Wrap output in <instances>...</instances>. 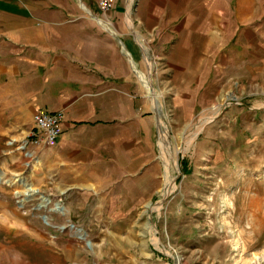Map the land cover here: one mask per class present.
Here are the masks:
<instances>
[{
	"label": "rangeland",
	"instance_id": "obj_1",
	"mask_svg": "<svg viewBox=\"0 0 264 264\" xmlns=\"http://www.w3.org/2000/svg\"><path fill=\"white\" fill-rule=\"evenodd\" d=\"M3 1L0 52L17 47ZM111 1L106 15L95 0H37L34 11L115 44L150 142L121 154L137 168L116 184L40 180L23 148L34 121L7 129L0 105V264H264V0ZM159 123L176 159L168 194Z\"/></svg>",
	"mask_w": 264,
	"mask_h": 264
},
{
	"label": "crops",
	"instance_id": "obj_2",
	"mask_svg": "<svg viewBox=\"0 0 264 264\" xmlns=\"http://www.w3.org/2000/svg\"><path fill=\"white\" fill-rule=\"evenodd\" d=\"M32 1L1 5L9 14L4 39L17 46L0 52V105L9 116L7 129L22 120L31 126L40 108L61 110L65 118L57 143L31 145L35 178L111 185L123 175L131 177L136 162L125 166L119 158L142 141L148 144L152 129L139 130L137 96L115 44L77 19L35 15L37 0ZM38 22L49 26L42 30Z\"/></svg>",
	"mask_w": 264,
	"mask_h": 264
},
{
	"label": "built area",
	"instance_id": "obj_3",
	"mask_svg": "<svg viewBox=\"0 0 264 264\" xmlns=\"http://www.w3.org/2000/svg\"><path fill=\"white\" fill-rule=\"evenodd\" d=\"M98 10L106 15L112 10L111 0H95ZM63 111L38 110L33 116L34 126L28 131L24 146L29 145L50 147L57 143L64 121Z\"/></svg>",
	"mask_w": 264,
	"mask_h": 264
},
{
	"label": "bare ground",
	"instance_id": "obj_4",
	"mask_svg": "<svg viewBox=\"0 0 264 264\" xmlns=\"http://www.w3.org/2000/svg\"><path fill=\"white\" fill-rule=\"evenodd\" d=\"M82 7H84V9H86V6L82 3L81 5ZM89 11V10H88ZM129 12V11H128ZM127 20L129 22V25L132 27V21L130 19V14L128 13L127 15ZM107 26V25H106ZM105 26V27H106ZM140 41V40H139ZM142 44V43H141ZM145 51H146V48L144 47ZM148 58V57H147ZM138 77L140 78L141 82L146 85L152 92V95H153V98H154V105L156 107V110L159 112L160 111V106L158 105L157 101H156V97H155V92L153 90V87L151 86V83H150V80L147 81V80H144L143 76L142 75H138ZM160 113V112H159ZM160 123H161V120H159ZM159 123V146L161 148V155L163 156V159H164V163H165V178H166V188H165V193L168 194L173 186H174V178L172 177L171 175V169H170V161H176L175 157L173 156L171 150H169V147L168 146V139L166 138V131L161 128V124ZM197 134H195L196 136ZM27 155H30V154H27ZM28 194L33 196L35 194H37L38 190L33 188V187H30L28 186V190H27ZM50 203V199L46 196H43L42 197V204L41 206L43 207H46L48 204ZM79 237L82 238V239H85L86 235L85 234H79Z\"/></svg>",
	"mask_w": 264,
	"mask_h": 264
},
{
	"label": "water",
	"instance_id": "obj_5",
	"mask_svg": "<svg viewBox=\"0 0 264 264\" xmlns=\"http://www.w3.org/2000/svg\"><path fill=\"white\" fill-rule=\"evenodd\" d=\"M58 206H56V208H57ZM88 243H90V242H88Z\"/></svg>",
	"mask_w": 264,
	"mask_h": 264
}]
</instances>
